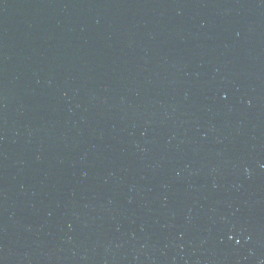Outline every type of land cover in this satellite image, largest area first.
I'll return each instance as SVG.
<instances>
[{
  "label": "water",
  "instance_id": "obj_1",
  "mask_svg": "<svg viewBox=\"0 0 264 264\" xmlns=\"http://www.w3.org/2000/svg\"><path fill=\"white\" fill-rule=\"evenodd\" d=\"M0 264H264V0H0Z\"/></svg>",
  "mask_w": 264,
  "mask_h": 264
}]
</instances>
